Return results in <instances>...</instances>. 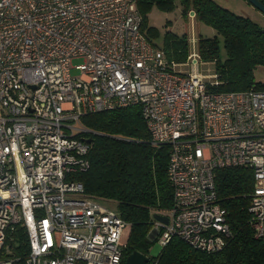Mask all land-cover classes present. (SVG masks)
Returning a JSON list of instances; mask_svg holds the SVG:
<instances>
[{"label":"built area","instance_id":"built-area-1","mask_svg":"<svg viewBox=\"0 0 264 264\" xmlns=\"http://www.w3.org/2000/svg\"><path fill=\"white\" fill-rule=\"evenodd\" d=\"M201 61L195 41L169 62L136 0H0V264H122L130 224L75 176L89 169L81 119L128 106L151 144L169 146L172 206L167 224L152 222L162 248L173 237L206 253L226 245L214 171L227 167L252 170L249 223L264 239V89L214 92L215 74L175 70Z\"/></svg>","mask_w":264,"mask_h":264},{"label":"trees","instance_id":"trees-1","mask_svg":"<svg viewBox=\"0 0 264 264\" xmlns=\"http://www.w3.org/2000/svg\"><path fill=\"white\" fill-rule=\"evenodd\" d=\"M176 1L183 16L194 12L195 19L214 31L211 36L196 37L201 60L214 64L216 84L210 90L264 89V83L254 76L255 68L264 66V27L213 0H136L141 30L152 6L171 10ZM259 1L264 4V0ZM154 29L146 27L148 31ZM150 42L163 51L169 62L184 63L189 53L186 33H168L162 47ZM80 122L92 132L87 135L91 142L89 169L75 178L82 182L86 193L113 202L119 216L130 224L124 258L136 251L149 258L147 264H264V239L255 237L249 223L248 202L253 190L249 167L214 171L218 203L227 212L230 229L221 250L206 253L173 237L152 258L149 249L156 242L149 236L152 215H164L172 206V186L167 176L169 146L150 143L139 106L89 114ZM12 235L14 252L23 259L27 254L26 235L20 227Z\"/></svg>","mask_w":264,"mask_h":264},{"label":"rangeland","instance_id":"rangeland-1","mask_svg":"<svg viewBox=\"0 0 264 264\" xmlns=\"http://www.w3.org/2000/svg\"><path fill=\"white\" fill-rule=\"evenodd\" d=\"M220 7L228 9L234 14L251 19L257 25L264 27V14L260 13L246 0H213ZM147 26L154 27V30H146ZM142 31L150 41L154 42L157 46L162 47L163 40L168 33L174 35H181L186 33L188 35L189 46H194L196 37L199 34L213 35L212 28L205 26L202 22L194 18L190 12L187 16H183L182 8L178 1L175 2V7L171 10H163L152 6L147 14V22L144 24ZM80 63V60H73V65ZM183 74L195 73L204 78V81L211 83L212 76L215 74L214 64L212 62L201 61L197 66H180L175 68ZM255 80L264 83V66H258L254 70ZM112 209L115 208L113 202L104 203ZM152 230V229H151ZM151 233V231H150ZM152 236H150L151 238ZM152 240L153 237L151 238ZM162 247L154 242L149 249V257H156L161 252Z\"/></svg>","mask_w":264,"mask_h":264},{"label":"water","instance_id":"water-1","mask_svg":"<svg viewBox=\"0 0 264 264\" xmlns=\"http://www.w3.org/2000/svg\"><path fill=\"white\" fill-rule=\"evenodd\" d=\"M246 1L250 3L260 13L264 14V4H262L259 0H246ZM190 14L194 15V12H190ZM152 218L163 224L168 223V217L166 215H161V214L156 213L152 215ZM153 233H155V231L151 230V233L149 236H152ZM148 262H149V258L147 256L140 254L136 251L126 256L124 260V264H147Z\"/></svg>","mask_w":264,"mask_h":264}]
</instances>
